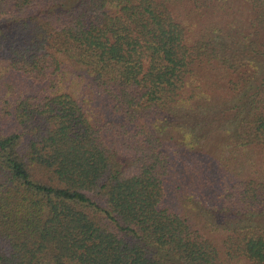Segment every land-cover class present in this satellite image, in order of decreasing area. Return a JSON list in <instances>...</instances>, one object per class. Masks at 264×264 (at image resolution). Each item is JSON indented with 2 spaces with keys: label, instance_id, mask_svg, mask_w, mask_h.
Listing matches in <instances>:
<instances>
[{
  "label": "trees",
  "instance_id": "trees-1",
  "mask_svg": "<svg viewBox=\"0 0 264 264\" xmlns=\"http://www.w3.org/2000/svg\"><path fill=\"white\" fill-rule=\"evenodd\" d=\"M0 264H264V0H0Z\"/></svg>",
  "mask_w": 264,
  "mask_h": 264
}]
</instances>
